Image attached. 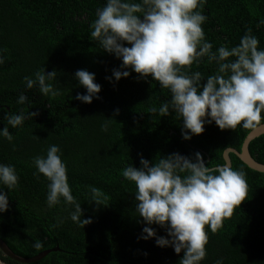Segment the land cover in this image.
Wrapping results in <instances>:
<instances>
[{"label":"trees","instance_id":"trees-1","mask_svg":"<svg viewBox=\"0 0 264 264\" xmlns=\"http://www.w3.org/2000/svg\"><path fill=\"white\" fill-rule=\"evenodd\" d=\"M106 3L0 0V129L8 127L13 136L9 142L0 135V164L13 166L18 176L11 191L0 183L9 201L8 210L0 213V237L24 258L60 248L36 262H19L0 250V260L7 264H179L183 250L177 254L172 246L157 245L156 237L142 238L145 227L165 237L167 228L148 225L139 216L135 183L123 177V169L141 167V157L158 162L179 153L194 159L196 152L204 161L210 158L205 163L209 167L223 165L225 149L241 150L252 130L242 125L221 130L214 121L205 122L202 134L184 139L183 120L171 107L170 90L151 76L121 68L122 58L92 40L91 25ZM195 11L206 17L201 26L212 52L220 46H237L249 29L260 42L258 50H264V0H206ZM217 69L218 64L205 56L181 71L189 75L199 71L205 83ZM43 70L57 73L56 79L47 81L59 92L55 97L42 94L38 83L27 87L24 78L35 80V73ZM78 70L93 73L94 82L101 86L99 98L94 96L90 104L75 98L87 94L75 76ZM113 70L130 75L116 80ZM21 94L27 97L23 104L18 103ZM164 103H169L170 113L161 116ZM153 107L156 113L151 112ZM21 112L26 119L13 128L7 117ZM30 112L38 115L30 117ZM52 145L60 148L69 186L81 204V218L92 220L84 228L71 220L75 206L63 197L48 206L50 181L33 160L46 157ZM249 149L264 163V134ZM231 159L234 170L246 173L247 199L215 234L206 226L209 239L200 264H264V173L249 168L235 154ZM92 188L103 193L106 206L91 201ZM37 242L43 247L37 249Z\"/></svg>","mask_w":264,"mask_h":264},{"label":"clouds","instance_id":"clouds-1","mask_svg":"<svg viewBox=\"0 0 264 264\" xmlns=\"http://www.w3.org/2000/svg\"><path fill=\"white\" fill-rule=\"evenodd\" d=\"M202 2L206 0H141L140 3L107 0L91 25L92 40L98 41L106 52L122 58L121 68H131L140 77L151 76L162 88L170 90L171 107L183 120L184 139L202 134L205 122L214 121L221 130H235L240 125L256 129L264 121V50H258V38L249 29L237 46L231 49L220 46L212 52L213 46L205 40L201 26L206 17L195 11ZM205 56L209 62L218 64L216 73L209 75L205 83L201 72L189 75L181 71ZM113 74L119 80L130 72L113 70ZM56 76L55 70L47 74L43 70L35 73V80L24 79L29 89L38 83L42 94L55 97L59 92L47 81ZM75 76L87 90V94L78 93L76 99L90 104L94 96L99 98L101 86L94 82L93 73L78 70ZM26 100L21 94L18 103ZM151 112L156 113L157 109L153 107ZM159 113L168 115L169 103H164ZM36 115L29 113L30 117ZM7 119L15 128L26 117L21 112ZM103 128L107 130V124ZM0 135L9 142L13 139L8 127L0 129ZM58 153L60 148L52 145L46 157L37 156L33 163L50 181L48 206L58 204L63 197L66 203L75 206L71 220L84 228L92 220L81 218V204L72 194L66 165ZM140 164L139 168L130 165L122 171L125 179L135 183L136 211L148 225L167 228L165 237L157 236L154 228L145 227L146 235L142 238L156 237L157 245L172 246L177 254L183 250L179 264H200L206 256L209 239L206 226L215 234L247 199L246 173L228 164L209 167L199 152L194 159L179 153L161 157L158 162L141 157ZM0 183L10 191L17 186L18 176L13 166L0 164ZM91 192V201L104 205L103 193L97 188ZM8 208V194L0 190V213ZM35 247L40 249L43 245L37 242Z\"/></svg>","mask_w":264,"mask_h":264},{"label":"water","instance_id":"water-1","mask_svg":"<svg viewBox=\"0 0 264 264\" xmlns=\"http://www.w3.org/2000/svg\"><path fill=\"white\" fill-rule=\"evenodd\" d=\"M264 134V123L261 124V126L257 127L256 129H252L247 136L245 137L241 150H238L236 148L233 147H228L225 149L224 153H223V157H224V161L225 164H228L232 167V159H231V154H235L236 156H238L242 162H244L249 168L264 173V163H261L259 161H257L252 154L250 153V143L252 141H254L256 138L262 136ZM210 158L208 157V159L206 161H204L205 163L207 161H209ZM216 167V166H215ZM59 246L54 248V249H48L45 250L39 254H37L36 256L30 257V258H24L19 256L18 254H16L11 247L7 244V242L0 237V250L3 252V254L7 257H10L16 261L19 262H36L41 260L42 258H44L46 255H48L50 252L52 251H57L59 250ZM1 262L5 263L4 261L0 260Z\"/></svg>","mask_w":264,"mask_h":264},{"label":"bare ground","instance_id":"bare-ground-1","mask_svg":"<svg viewBox=\"0 0 264 264\" xmlns=\"http://www.w3.org/2000/svg\"><path fill=\"white\" fill-rule=\"evenodd\" d=\"M0 264H4V263L0 261Z\"/></svg>","mask_w":264,"mask_h":264}]
</instances>
